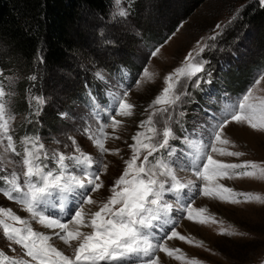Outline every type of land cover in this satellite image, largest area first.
Wrapping results in <instances>:
<instances>
[{"label": "rangeland", "instance_id": "1", "mask_svg": "<svg viewBox=\"0 0 264 264\" xmlns=\"http://www.w3.org/2000/svg\"><path fill=\"white\" fill-rule=\"evenodd\" d=\"M254 1L261 5L259 0H140L134 11L128 6L127 0H113L107 18L87 20L80 28L85 31L86 42H82V50L78 52L77 58L74 57L63 66L50 71L37 66L29 76H35L36 79L28 78L27 82L23 79V71L5 64V57L1 54L4 46L0 44V71L3 72L0 80L7 86L9 93L6 102L10 111L6 115L13 117L10 128L18 151L22 152L21 141L25 135H29L40 137L49 153L58 151L73 154L75 149L72 139H75L84 153L108 165L107 172L101 176L104 187L91 193L97 203L85 205L87 211L99 210L112 195L111 188L115 181L123 174L126 167L124 161L132 156L129 147L134 143L132 137L138 132H143L146 136L153 135L149 131L152 125L145 124L141 128L140 123L147 121L156 108L162 107L155 105L149 108V105L167 86L165 77L183 66L189 53L195 57L193 62H204V70L191 80L180 78L175 91L178 94L186 91L188 94L182 95L178 104L169 109V113H158L152 117L155 127L160 130L164 126V120L171 115L169 125L180 138L171 142L176 149H179L186 134L183 130L192 135L205 132L215 123L213 117L221 116L225 104L229 100H238L254 78L264 73V68H254V72H249L246 67L248 65H245L264 57V32L260 33L262 38L257 41L258 44L248 49L247 44L249 46L250 36L254 31L250 27L248 30L240 17L243 8ZM122 11L126 15H121ZM217 25L221 27L217 28ZM212 36L217 38L211 40ZM205 45L208 47L200 53V48ZM157 48L159 52L152 56L151 53ZM230 48L231 51L221 61L223 64L218 61V57L214 58L213 55L219 50ZM218 55L219 53L216 56ZM112 59L121 60L119 69L115 71ZM145 68L152 74L150 80L141 78ZM98 73L103 75V79L98 77ZM87 75L93 78L91 82L87 80ZM138 79L141 81L139 86L136 83ZM221 80L226 83L231 81L236 88L231 90L229 86L222 85ZM126 90L129 91V102L135 105L133 114L124 117L117 115L116 118L122 123L115 130L110 126L104 128V133H107L105 147L119 149V154H101L89 135L103 138L101 125L110 124L109 118L115 114V100ZM254 95L264 97V81L255 86ZM34 97H43L45 103H37ZM23 100L26 102L24 111ZM41 109H45L44 116L39 115ZM181 112L184 115L181 116ZM39 116L45 123L47 119L51 120L54 127L49 129L47 123H44L43 128H37L34 125L37 121L32 119ZM86 130L90 132L86 134ZM227 136L235 147H223L228 151L244 152L245 155L230 157L214 154L215 158L225 163L253 161L264 165V132L233 122L227 129ZM9 155L0 149V158L5 162ZM160 155L169 158L163 151ZM175 158L174 153L171 159ZM12 159L18 161L21 158L12 156ZM139 162L137 161L138 164ZM6 167L8 174L13 169L17 172L21 170L14 164L6 163ZM3 175L5 173H0V176ZM178 175L186 179L192 178L191 172L187 170L181 172L178 169ZM219 183L237 193H252L260 199L244 202L243 197H239L240 203H230L219 198L195 197L193 207L205 208L203 215L214 218L216 222L209 219L207 223L199 224L187 219L181 220L177 231L193 243L179 239L168 241L169 247L181 249L180 253L175 254L181 256V259L160 253L162 264H189L190 261L193 264H264V178L233 176L232 179L223 178ZM0 206L11 208L22 219L28 220L35 231L44 234L48 231L51 234L50 229L32 220L22 205L8 200L2 193ZM72 206L73 196H69L67 207L62 209L55 204L44 210L46 214L54 213L66 221L68 209ZM0 218L13 223L5 217ZM15 226L23 227L18 224ZM72 243V248L68 245L59 248L53 244L71 256L77 242ZM0 252H3L0 254V264H11L12 259L24 257L23 249L3 236L2 227Z\"/></svg>", "mask_w": 264, "mask_h": 264}, {"label": "snow or ice", "instance_id": "2", "mask_svg": "<svg viewBox=\"0 0 264 264\" xmlns=\"http://www.w3.org/2000/svg\"><path fill=\"white\" fill-rule=\"evenodd\" d=\"M259 2L264 6V0ZM120 14L126 15V12ZM220 27L217 25V28ZM216 38L210 37L211 40ZM206 47L208 45L201 47L200 53ZM158 52L159 48L151 55L156 56ZM194 60L195 57L189 53L185 64L165 77L167 86L149 105V108L155 105L162 107L156 108L147 121L140 123L141 128L145 124L152 125L149 131L153 135L146 136L138 132L132 137L134 143L129 145L132 156L124 161L126 167L123 174L115 181L107 202L94 212L87 211L85 205L97 203L91 193L104 187L101 176L107 172L108 165L84 153L71 137L75 149L73 154L58 151L49 153L40 137L29 135H25L21 141L22 152L18 151L10 128L13 117L6 115L10 111L6 102L9 93L7 86L0 80V149L10 154L6 162L0 158V173H5L0 176V193L8 200L22 205L23 210L39 225L58 230L53 235L65 245L72 248V242H77L73 254L66 255L50 242L52 236L35 231L28 220L22 219L11 208L0 206V216L13 222L8 223L0 218L3 236L9 242L19 245L24 251V257L30 258L12 259L11 264H162L160 253L179 260L181 256L175 254L180 253L181 249L169 247L168 241L179 239L193 243L177 231L180 221L187 219L205 224L211 219L213 223L216 222L214 218L203 215L205 208L193 207L195 197L219 198L230 203H240L239 197H243L244 202L260 199L252 193H237L219 181L223 178L232 179L233 176L264 178V165L253 161L225 163L215 158L214 154L230 157L245 155L244 152L228 151L223 147H235L227 136V129L233 122L264 132V97L254 95L255 86L264 81V73L254 78L238 100H229L221 116L213 117L215 123L205 132L192 135L183 130L186 134L179 149L171 143L180 138L169 125L170 114L164 120L162 129L158 130L154 125L153 116L169 113V109L178 104L181 96L188 94L186 91L179 94L175 91L180 78L191 80L204 70V62ZM97 75L103 79L102 74ZM0 77H3L2 71ZM141 78L150 80L152 74L145 68ZM29 79L35 80L36 77L31 76ZM140 82L138 79L137 86ZM196 83L199 86V80ZM128 96L129 91L126 90L116 98L113 108L115 114L110 116V124L101 125L100 128L103 138L89 135L101 154H119V149L105 147L107 133H104V128L110 126L115 130L122 123L116 118L117 115L124 117L133 114L135 105L129 102ZM33 99L41 105L45 103L43 97ZM89 132L86 130V134ZM162 151L169 158L160 155ZM174 153L176 158L171 159ZM12 156L21 159L13 160ZM137 161H140L139 164ZM6 163L17 165L21 170L17 172L13 169L8 174ZM178 169L181 172L190 171L192 178L178 175ZM69 196H73V206L68 209L66 221L54 213L46 214L44 209L55 204L62 209L67 207ZM17 224L23 227L15 226ZM82 228H90L91 231L85 232Z\"/></svg>", "mask_w": 264, "mask_h": 264}, {"label": "trees", "instance_id": "3", "mask_svg": "<svg viewBox=\"0 0 264 264\" xmlns=\"http://www.w3.org/2000/svg\"><path fill=\"white\" fill-rule=\"evenodd\" d=\"M139 1L127 0V3L135 11ZM112 6L113 0H0V44L4 46L1 54L5 57V64L23 71L25 82L37 66L48 71L63 66L67 61L78 57L82 42H86L85 31L80 29L84 22L107 18ZM240 17L247 29L250 27L254 31L250 36L249 46L247 44L248 49H252L262 38L260 33L264 32V6L256 1L250 2L243 8ZM258 26L261 28L258 29ZM228 51H231V48L221 49L213 56L218 57V61L222 63ZM112 61L114 71L119 69L121 60ZM245 65H248L246 67L249 72H254V68H264V57L256 58ZM92 79L91 75H87V80L91 82ZM221 81L218 82L229 86L231 90L236 88L231 81ZM25 105L23 100V111ZM44 114L45 109H41L39 115ZM36 117L32 120L37 121L34 122L37 128H43L46 123L49 129L54 127L51 120L47 119L45 123L41 116ZM26 127L28 128V125Z\"/></svg>", "mask_w": 264, "mask_h": 264}, {"label": "bare ground", "instance_id": "4", "mask_svg": "<svg viewBox=\"0 0 264 264\" xmlns=\"http://www.w3.org/2000/svg\"><path fill=\"white\" fill-rule=\"evenodd\" d=\"M50 230H51V234L47 233L48 231H47V232L45 231L46 234L52 236V240H51L50 242L56 244L59 248H63L62 246L65 245V244L63 243V241L59 242V241H60L59 239L55 241V238H57V237H53V236H54L53 233L56 232V231H58V230H54V229H50ZM82 230H84V231H86V232H87V231L89 232V229H88V228H82ZM66 248H67V247H66ZM62 250H63V249H62Z\"/></svg>", "mask_w": 264, "mask_h": 264}]
</instances>
